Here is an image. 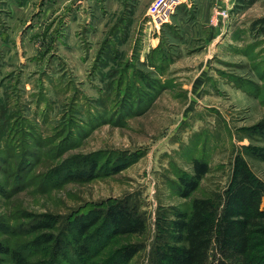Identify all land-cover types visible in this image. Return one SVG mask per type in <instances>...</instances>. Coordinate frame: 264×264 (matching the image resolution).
Returning <instances> with one entry per match:
<instances>
[{
    "label": "rangeland",
    "instance_id": "1",
    "mask_svg": "<svg viewBox=\"0 0 264 264\" xmlns=\"http://www.w3.org/2000/svg\"><path fill=\"white\" fill-rule=\"evenodd\" d=\"M152 1L0 0V242L51 236L34 248L36 264H113L126 246L139 249L129 264H163L173 215L194 198L217 206L237 160L264 185V161L252 154L264 151L253 129L264 123V0H214L227 17L195 37L173 18L188 24L194 0L158 29ZM85 158L125 169L67 181ZM194 160L209 172L183 199L178 178ZM119 204L145 233L102 245L94 230L78 240L89 256L75 255L76 223ZM41 216L53 228L24 235Z\"/></svg>",
    "mask_w": 264,
    "mask_h": 264
},
{
    "label": "trees",
    "instance_id": "2",
    "mask_svg": "<svg viewBox=\"0 0 264 264\" xmlns=\"http://www.w3.org/2000/svg\"><path fill=\"white\" fill-rule=\"evenodd\" d=\"M167 25H162V28ZM254 131L264 138V123L257 124ZM253 156L264 161V151L255 150ZM88 169H68L64 172L67 181L87 182L98 176H112L125 166L98 169L96 160H83ZM209 172L206 162L194 160L192 173L178 178V195L188 199L199 188L200 181ZM264 185L250 171L244 161L237 160L231 179L214 206L205 198H194L186 212L178 211L169 223L172 245L163 256V264H264ZM23 225V234L32 235L53 228L50 216H41ZM99 232V242L107 243L116 236L143 235L145 224L131 208L119 204L105 213L81 218L73 229L75 255L89 256L86 245L91 232ZM96 231V232H97ZM43 238V240H42ZM52 237L41 235L21 247H12L0 242V256L5 264H36L31 257L34 248L46 246ZM33 247H30V246ZM103 245V244H102ZM139 249L126 246L118 250L113 264H129ZM0 259V264L4 263Z\"/></svg>",
    "mask_w": 264,
    "mask_h": 264
},
{
    "label": "crops",
    "instance_id": "3",
    "mask_svg": "<svg viewBox=\"0 0 264 264\" xmlns=\"http://www.w3.org/2000/svg\"><path fill=\"white\" fill-rule=\"evenodd\" d=\"M179 1H180V5H182L183 0H179ZM213 1L214 0H194V3L196 4L194 18L190 22H188V24H186L187 22L185 21L184 14L176 13L175 17H173L176 20V22H178L176 26H178L181 29L182 28L184 29V26L188 25L187 29L191 30L192 37H195L196 32L199 31L200 29L203 30L207 29L209 34L214 33L213 27H218V26H213L211 22L213 18V12L216 10V9L212 10ZM228 2L229 4H231L234 2V0H228ZM204 40L206 39L204 38Z\"/></svg>",
    "mask_w": 264,
    "mask_h": 264
},
{
    "label": "built area",
    "instance_id": "4",
    "mask_svg": "<svg viewBox=\"0 0 264 264\" xmlns=\"http://www.w3.org/2000/svg\"><path fill=\"white\" fill-rule=\"evenodd\" d=\"M179 4V0H153L147 9V16L151 20L150 24L156 29L167 24ZM226 17V11L216 9L211 20L212 25L218 26Z\"/></svg>",
    "mask_w": 264,
    "mask_h": 264
}]
</instances>
